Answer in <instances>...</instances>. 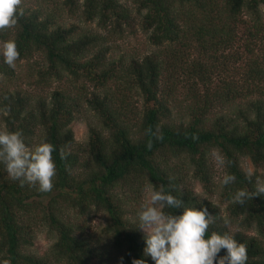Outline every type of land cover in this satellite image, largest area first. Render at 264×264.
<instances>
[{
	"label": "trees",
	"instance_id": "16d2710c",
	"mask_svg": "<svg viewBox=\"0 0 264 264\" xmlns=\"http://www.w3.org/2000/svg\"><path fill=\"white\" fill-rule=\"evenodd\" d=\"M31 1L23 0L24 15L14 28L0 31V42H16V64L40 56L43 70L36 71L34 87L48 88L52 82L63 87L41 96L0 88V130H19L27 146L41 140L51 143L57 175L53 189L40 192L38 186L11 180L0 164V264L5 260L10 264H103V254L77 234L65 216L67 210L75 209L79 215L89 209L105 214L103 233L121 253L119 264H132L133 259L154 264L143 254L138 215L130 220L124 211V204L137 202L142 188L153 185L157 189L164 185L186 206L206 207L215 217L208 235L213 231L233 234L247 247L246 264H264V247L257 239L264 237V196L243 205L232 201L236 190H254L257 179L255 174L253 182L246 179L241 157L261 168L264 180V0H136L139 25L156 49L130 59L124 67L140 98L138 112L123 109L128 96L120 99L109 93L108 84L116 79V72L105 65L106 48L91 51L98 36L83 31L73 35L74 27L64 28L59 15L65 11L82 22L95 21L96 28L109 26L121 32L122 27L132 29L129 8L119 0H60L57 9L51 8L54 0H41L49 7L45 11L39 5L31 8ZM227 62L239 64L231 69L234 74L221 79L211 95L205 90L201 101L195 94L184 116L175 120L168 106L172 80L162 85L165 91L161 88L160 80L167 72L174 78L180 70L187 80L197 76L208 82L211 75L223 76ZM14 74L15 68L0 55V75L11 81ZM78 81L88 83L93 92L76 88ZM213 97L224 102L238 99L242 108L209 119ZM80 105L93 112L99 124V129L88 128L83 150L69 128ZM213 151L230 162L224 166V175L236 177L232 184H221L218 198L219 204H225L223 212L209 200L215 189L209 157ZM181 161L186 171L180 168ZM187 173L203 195L187 185ZM117 189L125 193L121 199ZM168 211L179 214L182 209ZM35 223L54 236L41 256L27 251ZM226 254L221 249L219 256Z\"/></svg>",
	"mask_w": 264,
	"mask_h": 264
},
{
	"label": "rangeland",
	"instance_id": "374dc122",
	"mask_svg": "<svg viewBox=\"0 0 264 264\" xmlns=\"http://www.w3.org/2000/svg\"><path fill=\"white\" fill-rule=\"evenodd\" d=\"M56 3L51 6V8L56 7L59 9L60 0H54ZM41 0H32L29 4L31 8H36L37 5L41 6L45 11L48 10V5L41 4ZM120 4L124 7L129 8V13L131 18H133V25L130 31L123 29L121 32L115 31L111 29V27L106 26V30H102L101 28L95 27V21L86 23L82 22L77 18L76 15L70 16L65 11L60 13V21L64 23V28H69L70 26L74 27L73 35L80 33L81 31L86 34H94L98 36L94 41H98L96 47H94L91 51H95L97 49H107L105 65L111 68H114V72H116V79H114L110 84H108L109 90L112 96L116 98L122 99V96H128L127 103H123V109L126 112L134 111L138 112L140 109V98L137 95L134 88L131 87L129 76L124 72V67L128 63L130 59H140L144 55H149L151 53H155L156 49L151 46L147 41L148 33H145L143 29L139 25V16L136 14V0H119ZM262 11V9H260ZM264 16V12L261 13ZM57 21V20H56ZM59 23V21H57ZM101 38V39H100ZM103 38V39H102ZM229 65V66H228ZM238 63L232 64L231 62H227L226 65L223 66V76L218 77L211 75L210 80L207 82L205 78H199L197 76L190 77L187 80L183 77V74H180V70H177L176 75L173 76L167 74L160 80L161 88L162 85L166 84L165 81L172 80L174 85L173 95H171L168 106L171 110L173 118L179 119L184 116L188 106L193 104L192 97L197 94L199 97V101L202 100V93L206 90L207 95H211L214 92V88L217 84L221 85L220 80L231 76L234 74L232 70H235L238 66ZM221 68V66L219 65ZM43 70V64L40 56L35 55L30 60H22L18 62L15 66V77L11 81L6 80L5 77L0 75V88H9L10 90H21L24 94H35V95H44L53 88H62L63 86H56L54 82H52L48 88H37L34 87L33 82L35 80L36 71ZM184 71V67L181 68ZM239 72V71H238ZM69 78V79H68ZM234 78L238 80V76L234 75ZM72 79L68 76V81ZM76 88L79 87L81 90H84L87 94L93 92V88L88 83H82L78 81L74 83ZM165 91V89H163ZM211 101V109L209 114V119H213L214 117H218L221 115H226L234 113L235 110L241 109L242 106L238 105V99L235 101H227L224 102L222 99L218 98H210ZM133 110H130V109ZM89 127H94L99 129L98 121L87 107L80 105L79 112L74 118V120L70 123L69 128L72 132V137L75 142L79 146V150H83L85 148V144L87 141V132ZM216 152H211L210 154V164L213 168V181H214V193L209 198V200L219 206L220 210L223 212L225 208V204H219L218 194L220 192L221 181L224 176V166L221 167L216 163ZM174 164L176 161H172ZM182 166L180 168L186 171L188 168L181 161ZM240 168L244 173H253L257 176L258 179L262 180L263 170L261 168H254L251 162L246 157H241L239 159ZM186 183L189 187L193 189V191L198 195H203L199 185L196 181H194L190 177V173H187ZM149 193L150 189L148 187H143L139 196L138 201L135 203H126L124 204V211L126 213V218L132 220L135 218L134 214L138 215V212L141 210V205L146 204L149 201ZM116 194L120 197V199L125 195V193L116 191ZM76 210V209H75ZM67 210L64 214L67 216V219L74 227V230L77 234L84 237L86 241L89 242L91 246L98 252L99 254H103L102 262L103 264H119L121 259V253L113 249L105 237L103 233V228L106 224V217L103 212L89 209L85 214L79 215L76 211ZM39 217L40 214L36 213ZM138 219V218H137ZM36 229H34V239L32 245L27 250L30 254H35L37 256H41L47 253L49 247L54 242V236L50 233L45 227H42L39 223H35L34 225ZM234 225L231 227V230H234ZM143 233L142 231H140ZM251 235L256 236L254 232L250 233ZM257 239L261 242L264 247V237L257 236Z\"/></svg>",
	"mask_w": 264,
	"mask_h": 264
},
{
	"label": "clouds",
	"instance_id": "9594fccd",
	"mask_svg": "<svg viewBox=\"0 0 264 264\" xmlns=\"http://www.w3.org/2000/svg\"><path fill=\"white\" fill-rule=\"evenodd\" d=\"M23 0H0V31L14 28L19 17L24 15ZM0 55L4 63L15 68L19 59V51L14 40L0 42ZM54 146L41 140L33 146H27L22 133L0 130V164L8 177L25 184L38 186L40 192H50L54 187L57 167L53 159ZM60 158H66L62 149ZM216 163L221 167L230 163L220 154H216ZM233 174L225 173L221 183L224 186L235 182ZM246 179L253 182V173L246 174ZM264 196V180L254 181V190L238 189L232 201L243 205L253 197ZM175 209L182 211L175 214ZM138 229L143 232L144 256L151 257L154 264H246L247 247L237 242L234 235L215 231L208 235L209 226L215 223V217L209 214L206 207L199 210L194 206H186L182 199L153 185L149 193V201L141 205L138 212ZM221 249L227 254L219 256ZM122 259V258H121ZM4 264H10L5 260ZM132 264H146L144 259H133Z\"/></svg>",
	"mask_w": 264,
	"mask_h": 264
}]
</instances>
